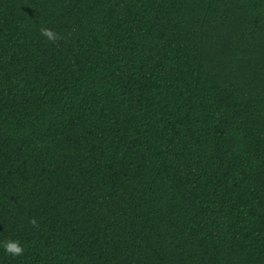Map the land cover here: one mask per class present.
<instances>
[{
	"label": "trees",
	"instance_id": "obj_1",
	"mask_svg": "<svg viewBox=\"0 0 264 264\" xmlns=\"http://www.w3.org/2000/svg\"><path fill=\"white\" fill-rule=\"evenodd\" d=\"M5 239L0 264H264V0H0Z\"/></svg>",
	"mask_w": 264,
	"mask_h": 264
},
{
	"label": "clouds",
	"instance_id": "obj_2",
	"mask_svg": "<svg viewBox=\"0 0 264 264\" xmlns=\"http://www.w3.org/2000/svg\"><path fill=\"white\" fill-rule=\"evenodd\" d=\"M41 36L45 37L48 41H56L59 39V34L52 31L50 28L42 27L40 29ZM35 223V221H33ZM0 247L3 248L5 254L15 258L23 255L24 248L18 239H5L0 241Z\"/></svg>",
	"mask_w": 264,
	"mask_h": 264
}]
</instances>
